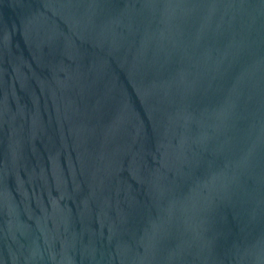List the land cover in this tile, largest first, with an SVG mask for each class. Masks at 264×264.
I'll use <instances>...</instances> for the list:
<instances>
[{
	"label": "water",
	"instance_id": "1",
	"mask_svg": "<svg viewBox=\"0 0 264 264\" xmlns=\"http://www.w3.org/2000/svg\"><path fill=\"white\" fill-rule=\"evenodd\" d=\"M0 264H264V0H0Z\"/></svg>",
	"mask_w": 264,
	"mask_h": 264
}]
</instances>
